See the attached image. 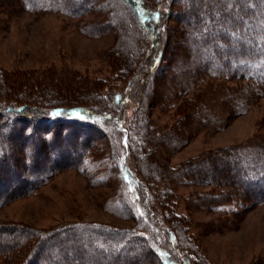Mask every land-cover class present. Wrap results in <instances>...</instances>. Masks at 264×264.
<instances>
[{"label":"trees","instance_id":"obj_1","mask_svg":"<svg viewBox=\"0 0 264 264\" xmlns=\"http://www.w3.org/2000/svg\"><path fill=\"white\" fill-rule=\"evenodd\" d=\"M45 1L47 5L50 3L58 5V9L70 15L94 14L95 21L87 23L82 30L87 36L96 37L112 30L116 40L110 53L113 55L115 67L118 68L117 65L122 62V68L119 70L131 69L140 50L143 51V55L137 61L134 75L125 83L120 93L109 95L105 99L97 90H93L94 86L78 80L79 84L73 81L75 79L73 74L64 70L61 72L66 76L64 80L66 87L69 83H73L75 88H78L75 84L83 86L81 92L75 93V99L87 103L71 106L58 104L59 106L50 110L34 109V113L26 115V119L28 118L30 122L28 124L23 122L22 126L30 127L34 137L33 139L29 137L23 151L16 155L17 158L13 157V150L8 144L0 142V166L4 167L8 161L7 164L14 171V159L17 162L14 181L17 185L12 186L14 189L0 191V205L3 200L38 186L47 175L54 174L58 169L82 165L85 155L89 153L90 142H86V139L94 138V136L89 137L87 132L94 129L95 134L102 135L111 145L119 179L128 188L126 198L137 210V227H134V230L131 228L121 230L97 224H78L44 232L0 223L2 264H153L154 257L157 258L158 264H185V250L171 236L170 228L154 210L146 182L167 178V186L159 194V201L167 206H171L174 199L168 185L174 182L196 183L211 189L198 195L199 197H193V205H204L208 202L215 207L228 203L232 195L236 197V193H238L237 200L246 199L250 204L264 200V121L259 125L255 136L248 141L234 147L206 152L178 166H170L164 152L175 151L187 140L185 129L194 130L209 124L221 125L224 112L240 114L253 101L251 96H264V0H186V2L163 0L158 6L150 0H15V6L25 10L33 9L44 4ZM258 3H261V6H258ZM184 4L189 10L178 9L184 7ZM207 17L215 22L218 21L223 27L235 26L237 29H232L235 33L231 32L229 37L239 41L237 47H230V39L218 43L216 39L208 36L211 34L212 26L203 23ZM167 18L174 19L177 25L187 29L185 33L177 35V38L186 45L181 53L172 49V54L177 57V63H182L180 58L182 56L187 57V60H193V65L186 67L181 74L182 79L174 77V86H183L179 82L182 81L185 85L186 80L193 81L195 85L202 78L210 80L207 83L211 84L212 81L215 83L219 77L225 76L228 79L243 81L245 87L240 103L231 99L233 97H224L222 92L225 91L229 95L236 94L232 89H216L212 86L206 87L205 93L197 91L196 99L193 101V107H197V112L187 109L191 107L190 104L185 108V103H181L182 108L188 111L182 119L185 124H191V127L182 128L177 125L162 134L153 131L143 106L150 96L158 99L156 92L153 93L151 89V85L157 83L154 75L158 68L162 71L173 65L171 58L163 60V49L165 50L169 44L166 36L172 28L167 25ZM189 18L190 24L184 21ZM254 24L257 27L244 32L241 38L236 34L242 28ZM162 35L163 43L160 38ZM216 42L219 46L215 45ZM223 47H230V52L225 57L218 51V48ZM256 50L258 52H254ZM161 61L165 63L164 68L159 67ZM239 62L245 64L239 66L237 65ZM168 79L172 80L173 77ZM161 85L162 83H159V86ZM165 85L166 82L162 87H166ZM239 89L237 87L236 91L241 90ZM55 95L65 94L55 93ZM55 95L48 99L56 100ZM215 95H218V98L214 97ZM125 96L135 102L134 113H140L137 126L127 122ZM162 96H159V99L167 100L165 95ZM102 101H105V108L100 105ZM89 102L99 105L94 107L89 105ZM140 108L144 111L141 112ZM25 110L28 108L20 105L17 111L22 114ZM111 112L118 114L117 116L109 114ZM7 114L9 120L0 124V136H3L0 139L10 140L18 137L16 130L14 131L18 114ZM135 116L134 114L133 117ZM55 123L77 124L76 126L84 131H80L76 139L73 138L76 140L75 145L72 143L63 145V140H59L63 137L56 133ZM36 126L42 130L40 134L36 131ZM36 139L40 141L37 142ZM37 143L38 145L35 146ZM38 152L42 160L37 159ZM18 170L26 176L23 180L21 176L19 177ZM27 175L32 177L27 179ZM24 179L26 185H22ZM123 208V205L119 204L115 210ZM125 209L126 207L123 210ZM138 227L148 230L155 250L149 246L150 240L147 238L149 236L136 233ZM174 228L179 232L185 230V221L175 218ZM28 249L30 256L22 263Z\"/></svg>","mask_w":264,"mask_h":264},{"label":"rangeland","instance_id":"obj_2","mask_svg":"<svg viewBox=\"0 0 264 264\" xmlns=\"http://www.w3.org/2000/svg\"><path fill=\"white\" fill-rule=\"evenodd\" d=\"M150 1L158 6L163 0ZM46 3L47 1L36 8L25 10L15 6V0H0V124L9 120L7 113L18 114L14 129L18 137L13 136L14 139L10 140L0 139V142L3 141L9 145L15 158L19 152L23 151L29 137L30 139L34 137L30 127L22 126L23 122L25 124L30 122L28 118L26 119V115L34 113V109L47 111L61 104L71 106L87 103L75 99V95L83 90L79 81L94 86L93 90H97L104 99L109 95H118L125 83L134 75L137 61L143 55V51L140 50L131 69L119 70L122 68V62H118V68L115 67L113 55L110 53L116 40L112 30L96 37L87 36L82 30L87 23L95 21L94 14L74 16L62 12L57 8L58 5L55 6L53 3L47 5ZM258 6H261V3H258ZM178 9L189 10L185 4L184 7L181 6ZM189 20L190 18L184 21L190 24ZM203 23L212 26L211 34L208 35L212 39H216L218 43H222L224 39L227 41L230 39L232 43L230 47H237L239 41L229 37L231 32L235 33L233 31L237 29L235 26L223 27L218 24V21L215 22L208 17ZM167 25L172 28L166 36L169 44L165 50L163 49V60L171 58L173 65L166 66L168 68L162 71L158 68L154 75L157 83L151 85L158 99L150 96L143 106L145 116L150 121L153 131L162 134L165 130L173 126L177 127V125L182 128L191 127V124H185L183 119L188 112L187 109L197 112V107H193L197 91L205 93L206 87L212 86L216 89H232L236 94L229 95L225 91L222 92L224 97H233L231 99L240 103L245 87L243 81L228 79L225 76L219 77L215 83L212 81L211 84L207 83L210 80L202 78L195 85L193 81L186 80L185 85L181 81L179 84L183 86H174V77L180 78L185 68L193 65V60H187V57L182 56L180 57L182 63H177V57L175 58L172 54V49L181 53L186 45L177 38V35L185 33L187 29L177 25V22L171 18H167ZM256 27V24L247 26L236 34L241 38L244 32ZM160 38L163 43V35ZM217 42L215 45H218ZM230 47L217 50L225 57L229 54ZM175 64H179L177 68ZM244 64L237 63L239 66ZM159 67L164 68L165 63L161 61ZM63 70L75 76L73 81L79 82L75 84L78 88L73 87V83L67 84L66 87V81H64L66 76L61 74ZM169 77L173 79L170 80ZM164 82L167 83L166 87H162ZM159 83L162 85L159 86ZM237 87L241 90L236 91ZM55 93L65 95L60 96ZM54 95L56 100L55 98L54 100L48 99L51 96L53 98ZM164 95L167 100L159 99V96L164 97ZM214 97L218 98V95ZM251 98L253 101L247 108L242 109V113L224 112L221 125L209 124L194 130L193 128L185 129L187 140L173 152L164 151L168 164L178 166L206 152L234 147L255 136L259 125L264 121V96L255 97L253 95ZM124 100L127 102L125 111L127 122L137 126L140 113H134L135 102L128 100L127 96ZM181 103H185V108L189 104L191 107L183 109ZM20 105H25L28 110L21 111L22 114H20L17 111ZM89 105L97 107L99 104L90 103ZM100 105L105 108V101H102ZM143 108H140L141 112L144 111ZM109 114L117 116L118 113ZM134 114L135 117H133ZM76 125L62 123L55 125L56 133L63 137L59 139L63 140V145L76 144L74 139L80 131H84ZM36 131L40 134L42 130L36 126ZM87 133L89 137L94 136V138L86 139V142H90V146L89 153L84 157V163L58 169L54 174L47 175L38 186H33L20 195L3 200L0 205L1 224L18 225L44 232L78 224H97L121 230L137 227V210L126 198L128 188L119 179L110 143L102 135L95 134L94 129H90ZM66 137H72V139H65ZM37 145L38 143L35 146ZM37 159L42 160L39 152ZM7 162L4 167L0 166V191L14 189L12 186L17 185L14 183L17 162L14 159V171ZM132 170L135 171L133 167ZM17 173L22 180L26 177L19 170ZM31 177L32 175H27V179ZM166 179L164 177L155 182L148 180L146 184L151 194L154 210L170 228L171 236L185 250V264H264V200L250 204L246 202V199L237 200L238 193L235 192L236 197L232 195L229 202L225 204L215 207L209 205L208 202L204 205L196 203L193 205V197L196 198L211 189L196 183L174 182L168 185L174 195L171 206L164 203L162 205L159 201V194L167 186ZM23 183L22 185H26L25 179ZM33 188L35 189L32 191ZM117 204L123 205L126 209L116 211ZM175 218L185 221V230L179 232L177 228H174ZM136 233L149 236L147 237L150 240L148 241L149 246L155 250L151 242L152 237L147 229L138 227ZM29 254L28 249L22 263L28 260ZM152 263L158 264L157 258L154 257ZM0 264H2L1 260Z\"/></svg>","mask_w":264,"mask_h":264}]
</instances>
